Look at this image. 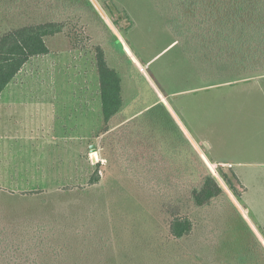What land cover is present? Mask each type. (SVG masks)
Segmentation results:
<instances>
[{"label": "rangeland", "instance_id": "rangeland-1", "mask_svg": "<svg viewBox=\"0 0 264 264\" xmlns=\"http://www.w3.org/2000/svg\"><path fill=\"white\" fill-rule=\"evenodd\" d=\"M170 4L0 0V35L45 21L64 26L45 38L52 51H63L60 63L40 61L37 71L24 68L18 78H44L45 90L55 81L53 95L93 96L99 46L120 76L123 100L106 133L93 117L94 151L80 145L74 169L59 160L50 166L53 151L63 146L57 132L66 131L62 138L71 143L87 129L45 128L58 138H47L46 146L42 136L28 141L34 143L28 149L56 148L40 171L50 179L20 190L0 183V264H264V39L250 49L245 44L227 51L223 42L198 37L196 18L199 10L210 12L208 0H199L194 11ZM171 11L188 15V36L174 26ZM251 14L243 12L244 19ZM210 22L203 23V31L211 30ZM249 60L256 69L242 67ZM44 63L50 68L43 72ZM41 121L47 126V118ZM218 161L227 164H214ZM96 171L100 180L90 184ZM61 174L69 180L50 183L51 175ZM206 174L215 176L222 192L209 205L195 207L189 191ZM175 215L192 224L182 238L170 233Z\"/></svg>", "mask_w": 264, "mask_h": 264}, {"label": "crops", "instance_id": "crops-1", "mask_svg": "<svg viewBox=\"0 0 264 264\" xmlns=\"http://www.w3.org/2000/svg\"><path fill=\"white\" fill-rule=\"evenodd\" d=\"M65 44L66 43L63 42V45ZM48 49L49 52L47 54L31 57L18 74L8 83L3 93L0 94V183L10 184L8 187L11 190H20L23 188L22 186L33 181L44 180L48 182L49 177L45 175L44 172H40L47 166L42 161H48L49 156L47 153L56 150V148L48 147V152L44 150L46 147L41 148L38 147V145L31 146L33 148L28 149V146H26L27 144H34L28 141H39V136H42L43 138L41 141L44 143L43 145L46 146L49 144H46L44 140L48 141L47 138H49L53 141L59 136L63 146L61 144L62 148L58 150L57 154L53 151L54 154H52L50 166H52L53 160H59V162H62L63 166H67V168L72 166L74 169L76 149L82 144L83 148L84 146L86 147L85 144L87 143V148L90 150V146L92 145L93 117L95 116L96 118L95 127L101 124L104 125L102 114H100V112L102 113V105L99 80L96 93L93 96L83 95L71 97L68 95H55V93L54 95L50 94L51 91L54 92L55 81H53V84L49 81L50 84L47 85L48 88L45 90L44 78H37L38 80L36 82H34V79L26 80L23 77L18 78L20 74H22L21 76L24 75V68H26L25 72L30 70L37 71V63H40V61L47 62V59H49V61L55 59L57 63H60L62 59L60 54H62L61 52L63 51L57 54L58 52L52 51L49 47ZM65 49H68V52L70 51V53H72L71 49ZM54 64L55 62L53 65ZM49 68L50 65L44 63L39 70L44 72L45 70H49ZM59 72L62 73L63 71ZM64 80H66V78H64ZM60 82H62V80H59V85L61 86ZM51 87L53 89H51ZM77 99L79 103L75 104ZM75 113L76 118H78L76 121L73 120V115ZM42 118H47V126L43 125L41 121ZM65 126L72 127L74 130L79 128L87 129V131L83 133L77 132V134L72 137L71 143H66L67 138H62L63 134L64 136L69 135L66 131L64 133L57 132L59 134L58 136L52 131L59 129L58 127L63 129ZM45 128L52 130L47 131ZM77 136L81 137L78 138ZM38 141L36 143H38ZM26 150L29 151L26 153ZM56 155L58 159H55ZM71 159L74 160L72 161V165H70ZM214 164L225 166L227 163L218 161L214 162ZM29 176L35 178L29 179ZM51 177L50 183L69 180V178L66 179L62 174L60 178L53 177L52 175ZM67 177H69V175ZM10 186H12V188Z\"/></svg>", "mask_w": 264, "mask_h": 264}, {"label": "trees", "instance_id": "trees-1", "mask_svg": "<svg viewBox=\"0 0 264 264\" xmlns=\"http://www.w3.org/2000/svg\"><path fill=\"white\" fill-rule=\"evenodd\" d=\"M170 2L171 7L183 5L184 9L189 8L190 11H194L195 8L192 7H197L199 0H178L179 4L173 0H170ZM262 3H264V0H229L227 3L221 2V0H208L210 12L208 13L206 9L199 10L201 16L196 18V25H201V27H198L200 29L198 37L202 40L211 38L217 42H223L227 45V51L230 47L236 48L241 45L240 51L245 47V44L248 45V49L254 47L256 43H261L262 39H264V15L259 14V7H262ZM223 7L228 9L227 15L218 14V11ZM245 11L248 13L249 11L252 12L247 20L244 19L243 15ZM171 15L175 23L174 26L188 36L189 31H191L188 15H174L172 11ZM208 18L211 19L212 28L205 32L202 25ZM63 27L62 22L45 21L14 27L0 35V94L31 57L44 55L49 52L45 38L61 33ZM205 34L210 37L204 36ZM191 39L195 40L196 37L192 36ZM95 61L99 76L104 121L103 132H107L111 130L110 121L122 108L121 80L118 72L108 65L105 53L99 46L96 48ZM242 63L245 64L242 67L257 68L256 64H250V60L249 63ZM233 64L237 65L236 63ZM159 105L162 111L167 112L169 115L168 108L166 107L167 109H165L161 103ZM152 114L154 115V113L149 114L150 118L153 117ZM182 134L186 135L184 131ZM98 161L96 160V167L99 165ZM231 174L235 177L233 173ZM221 176L227 181L233 192L239 195L231 178L226 173H221ZM99 180L100 175L96 171L89 183L96 184ZM221 192L222 186L215 176L206 174L199 185H195L190 189L189 197L195 207H203L209 205L211 200L221 194ZM191 226L192 224L188 217L175 215L170 222V233L175 238H182L190 233Z\"/></svg>", "mask_w": 264, "mask_h": 264}, {"label": "water", "instance_id": "water-1", "mask_svg": "<svg viewBox=\"0 0 264 264\" xmlns=\"http://www.w3.org/2000/svg\"><path fill=\"white\" fill-rule=\"evenodd\" d=\"M94 151V145L92 144L91 146H90V152H93Z\"/></svg>", "mask_w": 264, "mask_h": 264}]
</instances>
